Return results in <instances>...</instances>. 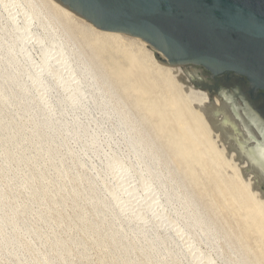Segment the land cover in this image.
Wrapping results in <instances>:
<instances>
[{
    "label": "bare ground",
    "instance_id": "1",
    "mask_svg": "<svg viewBox=\"0 0 264 264\" xmlns=\"http://www.w3.org/2000/svg\"><path fill=\"white\" fill-rule=\"evenodd\" d=\"M54 14L87 23L56 0H0V258L4 264H76L74 248L85 252L88 239L117 264H215L216 256L221 260L218 264H249L237 249L226 254L221 236L160 148L116 100L98 65L77 49L65 27L60 31L63 24ZM90 25L101 49H132L125 33ZM138 40L145 48L147 41L137 37L139 48ZM34 46L39 63L34 61ZM149 53L154 65L149 73L175 96L176 115L181 119L187 115L191 121L184 127L189 130L196 124L206 134L210 162L225 165L232 186L249 197L250 219L264 216V139L249 145V136L236 132L224 105L219 106L218 100L212 105L208 92L182 82L184 70L179 65L163 64L153 51ZM121 56L130 62L126 51ZM214 109L224 113L223 120L212 113ZM105 143L107 152L102 151ZM190 154L194 160L206 157L196 142ZM94 158L100 160V167ZM68 197L74 203L71 212L66 211ZM64 218L69 219V229L79 226L84 236H63V230L57 229ZM197 250L201 253L194 256Z\"/></svg>",
    "mask_w": 264,
    "mask_h": 264
},
{
    "label": "rangeland",
    "instance_id": "2",
    "mask_svg": "<svg viewBox=\"0 0 264 264\" xmlns=\"http://www.w3.org/2000/svg\"><path fill=\"white\" fill-rule=\"evenodd\" d=\"M54 15L57 18L56 20H58L59 18L58 21L60 22L61 25L63 24V26L59 28L61 29L60 31L64 32L65 29L63 27H65L66 28L65 32H68L67 33L68 35L71 34L69 35V39L71 38L70 40L74 43V45L76 47L78 46L77 49L79 48L78 50L80 52L82 51L83 53L82 52L81 53L84 54L85 57L89 58L88 60L92 64L94 62L93 65L95 67L98 65L96 69L98 70L100 75L105 77V80L108 81L107 84L113 88L114 93H116L114 94L116 95L115 97L116 100L118 99L117 101L122 106L126 107L127 110L130 111L131 116L135 120H137L138 125L141 126L144 133H146V135L152 139L154 144L160 148V151L164 155V159L166 158V160L170 164V167L174 171L177 178L184 185L185 189L191 193L193 199L197 202L199 209L207 215L209 221L211 222V225L213 226L215 233H218L221 236L220 243L224 245L226 254L229 255L231 254L233 250L237 249V251L239 252L238 254L244 257L245 260L249 264H264V216L257 214V216L252 218V220L250 219L251 217L248 214L250 208L248 206L250 205L251 201H248L250 200L249 197H247V195L239 188L232 186V184L230 183L231 179L227 173V169L225 165H223L222 163L215 164L213 162H210V155L212 151L208 147L209 140L208 138H206L207 137L206 134L204 132H201V130H199L196 124L192 125L193 126L192 129H189V130L186 129L184 125H185V122L190 121L189 117L186 115V117L184 116L181 119V117H178V115H176L177 112L175 109L176 107L175 96L169 93L168 89L166 90L162 82H157V80H155V78L152 77V73H149L151 72L150 69L152 68L154 69V65L152 64L151 57L149 55L150 51L151 52L153 51L155 55V50L152 48V46L147 42L144 48L142 43L138 40V42L140 43V44L138 43V45H140V48H141L140 50V48L137 46V37L123 33L124 37L126 36L125 41L128 42L127 45L129 44L130 41L131 43L134 44L132 46V49L129 48V46H123L121 47L122 48L121 50L120 49L118 50L117 48H115L116 50H114V48L112 49L110 47L101 49V46H99V44L94 41L91 35L92 26L90 25L91 23L88 20H86L87 21L86 23L81 20H78V21L71 20L61 15L59 16L57 14H54ZM135 38L136 40H134L135 41L134 42L133 39ZM97 45L99 48L97 47ZM136 47L138 48L137 51L135 49ZM33 50H32V53L34 52L33 54H35V56L33 55L34 61L36 63H39L38 60L40 61V54H39L38 48L34 46ZM145 50H147V52ZM104 51L107 52V54ZM123 51L127 52V55L131 63L127 61V59H126V62L124 59H122L121 55ZM142 55L144 56L142 57ZM117 57L119 58L116 60ZM156 59L159 62H161L158 58ZM114 60H116V62H114ZM180 67L184 70L182 66ZM112 69L114 70L112 71ZM141 69H143V71ZM146 73H149V74H146ZM148 76H151V77H148ZM183 77H180V80H182V82L187 80L184 83L192 84L194 85L195 88L208 92L211 97L212 105L215 104L217 100L219 101V104H218L219 106L224 105V103L214 93H211L207 90H204L196 86L195 83L190 79L188 74L185 72V70H184ZM161 92L162 94H160ZM138 93H139V96H138ZM165 97L167 100L165 99ZM160 103L162 104L160 105ZM225 109L227 110L226 115L228 114V116H230L231 121L233 120L235 124L236 132L239 135L242 134V136L248 135V133L242 129L240 123L235 119V117L229 111V109L227 107ZM215 110L216 109H214L212 113L215 115L217 114L218 118L223 119L224 113H216L217 111ZM182 121L184 122V124ZM180 131L182 132L180 133ZM193 132L195 133V135ZM173 134H175V136H173ZM204 138H205L206 143L203 142ZM181 139L182 140L184 139L183 141L185 142H183ZM257 139H261V138L257 137ZM176 141L178 143H176ZM192 142L193 143L196 142V146L204 154H206V157L203 156L197 160L193 159V156H191L190 154V151L192 148ZM182 144L184 145L182 146ZM176 145L180 147L176 148L177 147ZM183 148L184 150H182ZM108 149H109V146L107 145V143L102 144V151L106 150L107 152ZM197 153H201V152L199 151ZM94 160L97 161L96 165L98 166L100 164V160L98 158H94ZM183 163L186 164L187 167ZM80 170L83 171V168H80ZM49 172H51L50 168H49ZM92 172L94 173V171ZM121 183L123 182L118 181V184H120V186L122 187ZM261 188L264 191V186H262ZM148 196L152 201L153 195L149 194ZM20 197L21 198L24 197L23 192H20ZM68 198L69 199L67 201L66 211L71 212L74 210V203H72L73 201L71 197H68ZM82 203H84L82 204L84 208H86L87 211L89 210L87 212L88 215L93 216L94 215L93 211L90 205L88 204V202L85 200H82ZM157 207H160V206L157 205ZM68 220H69L68 218L66 219L64 218V221H63L64 224L61 223L60 224L61 228L59 226L57 230L59 232L63 230V233L61 234L63 235L65 233V235H63L65 237H72L74 235H79V234L84 236V234H82L83 231L81 228H79V226H74V228H72L73 227L72 226L69 229ZM170 220L171 219H169L168 221L170 224H172L173 221H170ZM71 229L72 231L70 232ZM66 230L67 231L69 230V231L67 232ZM26 239L27 237L25 236L22 237L23 241H26ZM88 241H89L88 245L89 244L90 245L89 246L87 245V249L85 250V252L80 254L78 253V250L74 248V255H75L74 258L76 257L74 260L77 259L78 261V262L75 261L76 264H81V263L82 264H90V263L91 264H102V263L103 264H109V263L117 264L113 259H111L110 257H107V254L104 251L105 249L99 246V244L96 246L97 243H94L93 240L88 239ZM35 243L37 247L40 246L39 240H35ZM48 244L50 245V243ZM48 244H46V246L44 247L46 248L50 247ZM203 246L205 247L204 244H200V249L205 250L206 247L204 248ZM221 248L222 246L220 247V249ZM97 249H99L100 251ZM199 250H197L193 255L194 256L197 255V252L201 253L199 252ZM103 253L106 255H104ZM88 254L90 255L89 257H88ZM88 260L90 263L88 262ZM214 260H215L214 261L215 264L216 262L217 264L221 263L220 258H218L217 256L214 258ZM94 261L95 263H92ZM107 261L109 263H107ZM211 262H213V260H211ZM0 263L4 264L5 259L3 260L2 258L1 260L0 258Z\"/></svg>",
    "mask_w": 264,
    "mask_h": 264
},
{
    "label": "water",
    "instance_id": "3",
    "mask_svg": "<svg viewBox=\"0 0 264 264\" xmlns=\"http://www.w3.org/2000/svg\"><path fill=\"white\" fill-rule=\"evenodd\" d=\"M56 1L102 30L143 38L163 64L182 66L196 86L224 103L251 134L249 145L264 139L263 117L249 107V96L197 83L209 76L206 70L214 77L238 74L250 82L253 96L264 94V0Z\"/></svg>",
    "mask_w": 264,
    "mask_h": 264
},
{
    "label": "flooded vegetation",
    "instance_id": "4",
    "mask_svg": "<svg viewBox=\"0 0 264 264\" xmlns=\"http://www.w3.org/2000/svg\"><path fill=\"white\" fill-rule=\"evenodd\" d=\"M206 71L209 73V76L198 77L197 83L199 85L211 91H220L224 87L233 90L240 97L243 94L249 96V107H253L254 111L263 117L260 118L264 123V94L261 90L255 92L253 96L250 91V82L245 77L238 74H222L214 77L208 70Z\"/></svg>",
    "mask_w": 264,
    "mask_h": 264
}]
</instances>
